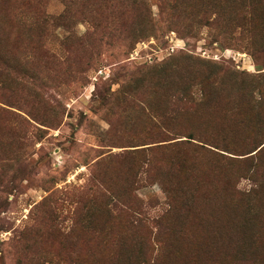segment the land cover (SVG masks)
<instances>
[{
	"label": "rangeland",
	"instance_id": "374dc122",
	"mask_svg": "<svg viewBox=\"0 0 264 264\" xmlns=\"http://www.w3.org/2000/svg\"><path fill=\"white\" fill-rule=\"evenodd\" d=\"M0 264H264V0H0Z\"/></svg>",
	"mask_w": 264,
	"mask_h": 264
},
{
	"label": "built area",
	"instance_id": "2783aa9c",
	"mask_svg": "<svg viewBox=\"0 0 264 264\" xmlns=\"http://www.w3.org/2000/svg\"><path fill=\"white\" fill-rule=\"evenodd\" d=\"M170 50H171V51L174 50V45L170 46Z\"/></svg>",
	"mask_w": 264,
	"mask_h": 264
}]
</instances>
